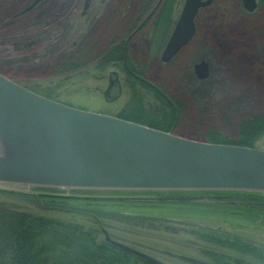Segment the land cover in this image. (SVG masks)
Listing matches in <instances>:
<instances>
[{
    "label": "rangeland",
    "instance_id": "obj_1",
    "mask_svg": "<svg viewBox=\"0 0 264 264\" xmlns=\"http://www.w3.org/2000/svg\"><path fill=\"white\" fill-rule=\"evenodd\" d=\"M120 1L123 2L122 13L127 8L123 17H118ZM32 2L34 0H0V72L21 85L35 88L52 99L78 108L117 115L124 106H131L132 90L127 88L118 99L106 100L104 94L109 84L108 73L111 67L103 73L91 65L73 70L68 68L69 64L64 65V60L73 52V41L83 42L96 33L89 31L99 17L95 30L99 26L113 25L116 26L112 30L117 29L126 12L129 10L127 14H132L137 0H112L109 6H105L101 0H93L85 15H82L85 0H47L45 9H42L41 2L35 10L22 12ZM183 3L184 0H177L174 22ZM241 9L240 0H214L200 12L197 34L189 48L181 54L182 63L176 61L173 70H170L171 67L160 70L156 62L145 64L152 80L163 84L172 95L187 104L185 118L180 124V132L185 137L198 135L202 140V131L208 128L234 135L241 115L264 107V22L256 21L254 15L243 14ZM93 14L95 19L91 23L88 17ZM42 30L47 35L43 41L45 51L42 47ZM59 39L63 42L61 47L52 48ZM136 49L135 45L133 53ZM143 49H149L147 38L143 40ZM90 57L89 54L83 59ZM58 58L63 60V72L50 73ZM202 58L208 60L210 75L206 80L199 81L194 74L193 64ZM254 147L264 149V134L255 142ZM0 189L21 193L12 188ZM47 192L56 196L66 194L65 191ZM83 192L76 194H86L87 191ZM141 196L144 202L154 198L159 202L191 197L175 193ZM0 200L35 214L75 221L85 226L94 225L89 215L76 213L73 207L60 206L57 201L43 200L39 204L36 198L2 193ZM198 200L203 205L210 202V205L219 207L189 210L170 203L153 204V208L138 204L134 212L129 213L136 215V218H108L105 220L106 228L111 230L113 239L134 245L166 264H194L193 260L208 262L204 251L218 248L200 240L194 231L207 230L210 226L239 233L254 244L264 247L263 223L250 224L230 216L234 212L229 213V220H217L220 215L215 211L224 206L237 207V201L213 203L203 196ZM103 236L104 233H101L100 237Z\"/></svg>",
    "mask_w": 264,
    "mask_h": 264
},
{
    "label": "water",
    "instance_id": "obj_2",
    "mask_svg": "<svg viewBox=\"0 0 264 264\" xmlns=\"http://www.w3.org/2000/svg\"><path fill=\"white\" fill-rule=\"evenodd\" d=\"M36 0L32 5L37 3ZM212 0H185L162 55L193 37L195 16ZM252 10L256 0H243ZM31 5V6H32ZM198 78L209 65H194ZM121 88L115 81L107 99ZM0 188L30 195L81 191H247L264 194V149L197 140L38 94L0 73ZM45 190V191H44ZM73 192L68 193L67 192ZM162 198V197H158ZM151 264L163 261L110 237Z\"/></svg>",
    "mask_w": 264,
    "mask_h": 264
},
{
    "label": "trees",
    "instance_id": "obj_3",
    "mask_svg": "<svg viewBox=\"0 0 264 264\" xmlns=\"http://www.w3.org/2000/svg\"><path fill=\"white\" fill-rule=\"evenodd\" d=\"M156 1L150 0L149 8H152ZM171 3L172 0H163L160 6L165 9L170 8ZM167 69L169 68H164V70ZM143 77L145 79L135 80L131 85L133 94V101H130L131 106L120 111L118 116L185 136L180 132V124L185 118L187 107L185 101L172 95L163 84ZM32 90L37 92V89ZM202 134L204 138L202 140L205 141L254 147L255 142L264 134V107L241 115L234 135L224 134L215 128H208L202 131ZM197 136H192V138L200 140ZM0 193L36 198L39 204L43 200L57 201L60 206H70L76 213L89 215L94 223L93 226H85L75 221L39 215L20 210L0 200V264H151L112 245L106 240L105 234L100 237L104 230L111 237V230L106 228L105 220L116 217L123 220L134 219L136 215L129 213L134 212L138 204L152 207L153 204L170 203L173 206H184L192 210L208 206L219 207L210 205V202L208 205H203L204 203L198 200L202 196L213 203L235 200L239 203L237 207L224 206L223 209L218 208L219 211H215L220 215L217 220H229L227 218L229 213L234 212L230 216L243 219L250 224L252 222L264 224V217H262L264 216V194L256 192L87 191L86 194L75 197L49 194L30 195L1 189ZM171 193L191 197L190 199H169L159 202L157 198H154V201L147 199H144L147 200L145 202L141 201L143 199L141 194L154 196ZM210 227L207 230L194 231V234L210 246L223 251L213 248L206 250L204 252L208 257V262L193 260L194 264H264L263 246L254 244L239 233L230 232L218 226ZM129 246L140 250L134 245Z\"/></svg>",
    "mask_w": 264,
    "mask_h": 264
},
{
    "label": "flooded vegetation",
    "instance_id": "obj_4",
    "mask_svg": "<svg viewBox=\"0 0 264 264\" xmlns=\"http://www.w3.org/2000/svg\"><path fill=\"white\" fill-rule=\"evenodd\" d=\"M35 1L36 0H34V2ZM46 1L47 0H39L34 5H32L34 3L32 2L26 8H24L22 12L25 13V12L35 10V8L39 6L41 2H42V9H45ZM85 1H86L85 7H84V11L82 12V15H85L86 11L88 10L89 4L91 6V3H93L91 2L93 0H85ZM101 1L103 2L105 6H109L112 4V0H101ZM162 1L163 0H157L154 6L152 8H149V5L151 3L150 0H137L136 7H134L132 14L130 15L127 14V12L129 11L128 10L126 12L125 17L121 21L122 23L117 29L112 30V27L116 26V25H113L111 27L110 26H99V29L95 30V27H97V24L99 23L98 22L100 19L99 17V19L97 20V23H95L92 26L91 30L89 31V32H96V33L93 34V36L89 35L91 36V38L90 39L85 38L83 42H80L77 40L73 41L72 43L73 52L70 55H67L68 58L64 60L66 61L64 65L69 64L70 66L68 68L73 69V70H78L84 66L91 65V66L98 68L97 70L100 73L106 72L108 67H111L112 69L108 73L109 84L104 94L107 101H114V100L107 99V95H109V90L115 81H118L120 84L121 93L119 97H121L124 89L125 88L131 89V85H133V82L135 80L145 79L143 76L152 80V77L147 72V67L145 68L146 66L145 64L156 62L159 65L158 67L160 68V70H164L165 67L169 69L171 67L170 70H173L174 69L173 65L176 63V61L179 63L180 62L182 63L183 59H182L181 54L185 52L187 48H189V46L192 44L193 40L195 39V36L197 34V29H198L197 21H198L200 12L203 9H206L208 6H210L214 2V0H212L210 4L200 7L199 11L197 12L195 16L196 31L193 37L186 45L182 46L180 50L168 61H163L162 55H163V52L165 50V47L170 37L173 34L176 22L178 20L177 18V20L174 22V12H175L177 0H172L171 7L166 8V9L161 8L160 5ZM240 2L242 5L241 12L243 14L254 15L257 19L256 21L264 22V0H256V7L252 10H248L245 7L243 0H240ZM118 5H119L118 8H119V13H120V15L118 14V17L120 16L123 17L122 14L125 13L124 10H126L127 8L125 7L122 13L121 9H122L123 2L120 1ZM22 12L19 14L21 15ZM102 13H104V9ZM94 16L95 14H93L91 17H88V21L92 23L93 20L95 19ZM113 16L114 14L110 17L108 21L109 24L112 21ZM77 23H78V20H77ZM42 29H43V26H42ZM46 36H47L46 31L42 30L43 49L45 48L43 46V43H44L43 41L45 40ZM86 37L88 38V34ZM146 38L149 43L148 51H144L143 49V40ZM62 43L63 42L61 39L56 40V44L52 46V48L57 49L58 46L60 48ZM135 45L137 46V49L136 51H134L135 53H133L132 50H134ZM89 54L91 55L90 59H87V60H85V58L83 59V57H86ZM69 58H70V61H68ZM76 59L79 61H76ZM201 61H205L208 63V60L202 58V59L197 60L193 64L194 74L196 75V78L199 81L206 80V78L204 79L198 78L194 70V65ZM74 65H79V66L74 67ZM63 70H64L63 60L62 58H58L57 61L54 62V66L51 67L50 73H53V74L57 72L62 73ZM32 89H35V88H32ZM37 92L46 97H49V95L43 94L42 92L38 90ZM124 109H126L125 106L121 109V111Z\"/></svg>",
    "mask_w": 264,
    "mask_h": 264
}]
</instances>
